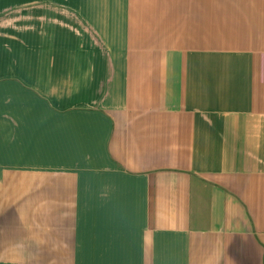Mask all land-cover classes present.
Wrapping results in <instances>:
<instances>
[{"label": "crops", "instance_id": "crops-1", "mask_svg": "<svg viewBox=\"0 0 264 264\" xmlns=\"http://www.w3.org/2000/svg\"><path fill=\"white\" fill-rule=\"evenodd\" d=\"M0 264H264V0H0Z\"/></svg>", "mask_w": 264, "mask_h": 264}]
</instances>
